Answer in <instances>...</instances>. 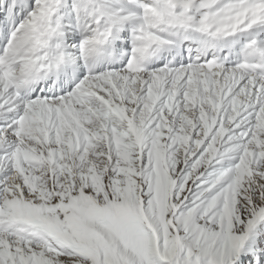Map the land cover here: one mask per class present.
<instances>
[{"label":"snow or ice","instance_id":"obj_1","mask_svg":"<svg viewBox=\"0 0 264 264\" xmlns=\"http://www.w3.org/2000/svg\"><path fill=\"white\" fill-rule=\"evenodd\" d=\"M0 264H264V0H0Z\"/></svg>","mask_w":264,"mask_h":264}]
</instances>
